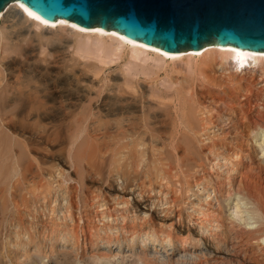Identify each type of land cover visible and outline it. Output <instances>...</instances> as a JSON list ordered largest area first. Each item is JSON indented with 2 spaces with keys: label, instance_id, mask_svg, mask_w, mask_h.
Returning a JSON list of instances; mask_svg holds the SVG:
<instances>
[{
  "label": "bare ground",
  "instance_id": "bare-ground-1",
  "mask_svg": "<svg viewBox=\"0 0 264 264\" xmlns=\"http://www.w3.org/2000/svg\"><path fill=\"white\" fill-rule=\"evenodd\" d=\"M21 4L0 11V212L13 205L9 244L22 248L12 258L86 254L105 264L124 245L143 264H249L248 253L264 264V51L168 53L35 13L44 24ZM123 58L121 75L104 81L105 67ZM164 79L177 86L171 95L154 88ZM225 197L247 228L220 211L211 217L207 205L222 210ZM158 207L194 229L178 236L173 223L157 222ZM200 230L219 253L185 262L148 249L180 243L186 251L203 240ZM230 246L235 263L222 257Z\"/></svg>",
  "mask_w": 264,
  "mask_h": 264
},
{
  "label": "water",
  "instance_id": "water-1",
  "mask_svg": "<svg viewBox=\"0 0 264 264\" xmlns=\"http://www.w3.org/2000/svg\"><path fill=\"white\" fill-rule=\"evenodd\" d=\"M18 1L42 18L114 30L165 52L209 45L264 51V0H0Z\"/></svg>",
  "mask_w": 264,
  "mask_h": 264
},
{
  "label": "rangeland",
  "instance_id": "rangeland-1",
  "mask_svg": "<svg viewBox=\"0 0 264 264\" xmlns=\"http://www.w3.org/2000/svg\"><path fill=\"white\" fill-rule=\"evenodd\" d=\"M72 50V49H71ZM70 50V51H71ZM125 62V58H123V59H119V60H116V61H114L113 63H110V64H108L106 67H105V69H104V71L102 72V74H101V76H102V78H103V76H104V78L106 79V78H108L109 80L111 79V78H109V77H116V76H119V74L121 75V73L119 72L120 70H119V68L121 69V66L124 64H122V62ZM160 75H161V78L162 77H164L165 76V72H164V70H162L161 72H160ZM171 75H173L174 77H176V75H177V77H181L179 74H171ZM107 76H109V77H107ZM113 77V78H114ZM138 78V80L139 81H143V79H145V77L144 76H142V75H140V77L139 76H137ZM144 77V78H143ZM103 78V80L105 81V79ZM96 79H98V80H96ZM95 80H94V82H95V84H100V85H102V83L104 82H100L99 83V78H96ZM137 79L136 78H134V80L135 81H137ZM97 81H98V83H97ZM111 82H112V79H111ZM143 83V82H142ZM145 83V85L147 84V82H144ZM161 83H164V84H166V85H164V84H161ZM160 84V85H159ZM159 86L157 85V84H154V88L156 89H161L160 91H157V92H160V93H163V94H168L169 92V94L171 95V93H173L174 92V90L173 89H171V87L172 88H176L177 86L176 85H172L171 87H170V89H169V87H167V86H169L168 85V83H167V81H166V79H164V80H161L160 82H159ZM147 87H148V85H146ZM150 87V86H149ZM168 88V89H167ZM158 89V90H159ZM168 92H167V91ZM172 90V91H171ZM106 92V91H105ZM104 93V92H103ZM106 94H107V92H106ZM105 93L104 94H102V96H104V95H106ZM95 95V94H94ZM101 96V97H102ZM185 151H183L182 149H181V151H180V155L182 156H184L185 155V153H184ZM259 156H260V153H259ZM208 163V164H207ZM209 167H211L210 166V164H209V162H206V166H205V168H206V170L209 172V174L210 175H213V179L215 178V176H216V174H215V172L211 169V168H209ZM67 168H69V171H71L72 173H71V175H70V177L72 178L71 180H69V184H71L73 187H76V188H74L75 190L77 189V188H79L78 187V183H77V181H76V174H74V169L72 170L71 168H70V166H68ZM214 172V173H213ZM76 173V172H75ZM75 178V179H74ZM160 188V187H159ZM158 188V186H157V189H159ZM78 191H79V189H78ZM170 197L171 198H177V196H176V193H174L173 191H170ZM173 194V195H172ZM178 195H179V193H177ZM145 195H147L148 196V193L147 194H145ZM150 195H153V194H150ZM214 195V194H213ZM233 197H234V195H232ZM233 197H231V199L233 198ZM194 198V197H193ZM192 198V199H193ZM240 198H241V201H242V196L240 195ZM225 199H226V197H225ZM208 200H209V198H208ZM223 200V199H222ZM222 200H221V202H222ZM230 199L229 198H227L226 200H223V202H222V204H224V205H222L223 207H222V210L218 207L219 206V204H218V202H215V201H213V205L211 204V205H207V208L209 209V212H211L210 213V215H212L211 217H213V215L214 214H216V213H218V211H220V215H221V213H223V214H225L224 216L225 217H227V218H229V219H232L234 222H237L236 224L237 225H240L241 227H245V228H247L246 226H244V225H246V222L245 221H243L242 219H241V217H240V214H235V213H238L237 212V210H236V207H234V204H232V203H230L229 205L231 206H229L228 205V201H229ZM231 201V200H230ZM220 202V203H221ZM227 203V205L225 204V203ZM243 202H244V204H247L248 206H246L247 208H249V209H251L252 208V210H254V208H255V210H256V207H255V205L253 204V203H251L249 200H247L246 198H244L243 197ZM205 206H206V203L204 204ZM209 206V207H208ZM253 206H254V208H253ZM11 207H13V205H10V211H7L8 212V214H3L2 215V213L0 212V264H93L95 261H98V258L97 257H94V256H89V255H87L86 256V254L84 255V256H82V257H78V258H74L75 256L73 255V254H71L70 256H69V258L68 259H65L63 256H62V254L60 253H57V255L55 254V255H51L50 257H43L42 255H34V256H32V258H30V259H25V260H23L24 259V257L22 256V257H20L19 256V258H18V260L16 261L15 259H13L12 258V256H13V254H12V252L11 251H14L15 249L17 250L18 248L16 247V245H15V243L14 242H12V241H14V239H15V235H14V231H16V229H15V227H14V223H12L13 221H11V218L9 217L11 214V210L13 209H11ZM167 206H165V208H166ZM161 208H163V207H158L157 209H154L153 210V215H154V217L157 219V222L160 220L161 222H163V223H167V224H171V223H173L174 224V227L176 228V229H178V230H182V232L183 233H181L182 235H180L179 233H178V236H180V237H184L185 235H184V233L186 234V231H187V229H189V227L190 228H193L194 229V227L195 226H193V224L191 223L190 224V226H187L188 225V223H186V224H182L181 225V223L179 222V218H178V216L175 214V213H173L171 216H167L166 218H164V216H165V213L164 212H161ZM178 208H176V211H178L177 210ZM224 209H225V211H224ZM252 210H251V212H252ZM254 210V211H255ZM253 211V213H254V215H255V220H257V219H260V214L257 212L256 213V211L254 212ZM10 212V213H9ZM208 212V213H209ZM155 213H157L156 215H155ZM222 214V215H223ZM158 216V217H157ZM237 216V217H236ZM13 217V216H12ZM161 217V218H160ZM4 218V219H3ZM162 218H164V219H162ZM198 218V217H197ZM5 220V221H4ZM162 220H164V221H162ZM159 221V222H160ZM166 221V222H165ZM171 222V223H170ZM198 222L200 223V221L198 220ZM215 223V222H214ZM239 223V224H238ZM256 222H254V224H255ZM243 225V226H242ZM14 228H13V227ZM187 226V227H186ZM185 227V228H184ZM11 229V230H10ZM15 229V230H14ZM177 230V231H178ZM207 230H208V228H207ZM13 231V232H12ZM176 231V230H175ZM200 232V235H202L203 236V240H201L200 241V243H199V245H196V246H192V245H189V247L187 246V250L186 251H184V249L182 248V245L180 244V243H178V246L175 248V250L173 249V247L172 246H167L168 244H166V249H162L163 247L162 246H158V248H156V247H154L153 245H149V248L148 249H150L154 254H156V255H158V256H161V258H163L164 257V259H168L169 257L171 258V259H177V258H179V259H181L182 258V260H184L185 262H187L188 260L189 261H192V260H194L197 256H203V254L205 255L206 254V256H210V254H211V252L213 251V250H215V249H217V248H215L216 247V243L214 242H211L212 241V238H210V242H205L204 243V239H206V237L205 236H207V237H209L208 235H209V232L206 234V233H204L205 235H203V233H202V230H200L199 231ZM11 233H12V235H11ZM202 233V234H201ZM11 236V237H10ZM9 237V238H8ZM14 237V238H13ZM10 238H11V244H9V241H10ZM8 239V240H7ZM8 242V243H7ZM13 243H14V245H13ZM13 245V246H12ZM8 246V247H7ZM63 246H69V245H59V247L60 248H62ZM258 246H261V245H258ZM125 248V252H123V253H121V254H118L117 256H113V257H110V258H105V259H102V261L105 263V264H143L140 260H138V258L136 257V256H134V255H132L131 256V254H132V252L129 250L130 248H128V247H125L124 245L122 246V248ZM7 248H10V250L9 249H7ZM20 248V247H19ZM114 248H116V247H114ZM127 248H128V250H127ZM31 249L33 250L34 248L33 247H31ZM224 249H226V248H223L221 251L223 252V256L222 257H224V258H226V259H228V258H230V259H234L233 260V263H235V261L237 260V257L235 256V252L233 251L234 250V248L232 247V246H230V247H228L226 250V252H225V250ZM14 251V252H18V250H22V248H20V249H18L17 251ZM127 250V251H126ZM158 250V251H157ZM228 250H229V252H228ZM9 251V252H8ZM215 251H217L218 253H219V249H217V250H215ZM6 252H7V254H6ZM221 252V253H222ZM12 254L11 256H9L8 254ZM22 253V252H21ZM196 254H198L196 257H195V255ZM212 254H213V252H212ZM249 254V256H247V260L244 258V256H241V258H242V260L244 261V260H246L247 261V263H249V264H255V262L251 259V257H250V253H248ZM91 255V254H90ZM182 255V256H181ZM225 255V256H224ZM184 256V257H183ZM186 256V257H185ZM190 256V257H189ZM192 256V257H191ZM194 256V257H193ZM234 256V257H233ZM173 257V258H172ZM236 257V258H235ZM23 260V262H22V260ZM240 258V259H241ZM15 260V261H14ZM20 260H21V262H20ZM101 260V259H100ZM249 260H250V262H249ZM188 261V262H189ZM216 264H219V263H216ZM220 264H222V263H220ZM236 264H238L237 262H236Z\"/></svg>",
  "mask_w": 264,
  "mask_h": 264
},
{
  "label": "snow or ice",
  "instance_id": "snow-or-ice-1",
  "mask_svg": "<svg viewBox=\"0 0 264 264\" xmlns=\"http://www.w3.org/2000/svg\"><path fill=\"white\" fill-rule=\"evenodd\" d=\"M21 7L24 8V5L21 4ZM24 11L27 12V14L32 17L33 19H36V20H40L41 23H44V24H47L48 21L46 20H41V17L37 16L35 13L29 11L27 8H24ZM61 23H63V21H61ZM54 26V25H53ZM72 27H76V25H72ZM83 30V29H82Z\"/></svg>",
  "mask_w": 264,
  "mask_h": 264
}]
</instances>
